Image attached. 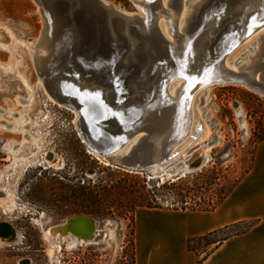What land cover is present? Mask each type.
Wrapping results in <instances>:
<instances>
[{"label": "rangeland", "instance_id": "374dc122", "mask_svg": "<svg viewBox=\"0 0 264 264\" xmlns=\"http://www.w3.org/2000/svg\"><path fill=\"white\" fill-rule=\"evenodd\" d=\"M107 1L145 15L133 0ZM43 26L34 0H0V107L10 121L26 110L30 120L25 129L38 137L21 142L24 152L26 147L35 154L31 160H42L47 150L56 154V161L46 162L50 168L44 171L37 165L28 168L30 158L25 152L26 159L0 178V187L15 197L13 208L9 199H0V222H10L17 231L16 241H0V264H135L139 209H212L251 170L264 141V94L241 84L212 87L203 108L205 130L197 142L154 169L138 173L119 169L91 151L81 134L79 112L53 102L46 93L35 65ZM20 99L30 102L23 105ZM5 130L0 124V137H22ZM7 144L5 149L12 156ZM0 157H6L1 147ZM198 159L204 160L203 165L187 173L186 165ZM3 163L0 160V172ZM15 172L17 179L8 183L6 178ZM77 214L96 220L98 231L93 239L75 241L60 233L46 236L50 226ZM245 227L238 226L234 232ZM206 251L199 247L200 253Z\"/></svg>", "mask_w": 264, "mask_h": 264}, {"label": "water", "instance_id": "95a60500", "mask_svg": "<svg viewBox=\"0 0 264 264\" xmlns=\"http://www.w3.org/2000/svg\"><path fill=\"white\" fill-rule=\"evenodd\" d=\"M34 1L43 18L39 41L46 50L35 56L39 75L58 102L79 112L81 134L91 151L119 169L148 171L179 155L173 151L187 127L168 87L180 78L214 86L241 84L264 94V38L253 65L239 66L234 60L239 66L234 68L226 62L264 25V0H203L183 34L176 29L182 0L167 6L163 0H133L145 15L107 0ZM163 17L171 22L174 41L162 31ZM69 221L81 238L95 231L91 216ZM10 227L1 222L2 235H9Z\"/></svg>", "mask_w": 264, "mask_h": 264}, {"label": "crops", "instance_id": "0c3cea01", "mask_svg": "<svg viewBox=\"0 0 264 264\" xmlns=\"http://www.w3.org/2000/svg\"><path fill=\"white\" fill-rule=\"evenodd\" d=\"M134 244L135 264H264V141L251 170L216 209H139Z\"/></svg>", "mask_w": 264, "mask_h": 264}, {"label": "bare ground", "instance_id": "6f19581e", "mask_svg": "<svg viewBox=\"0 0 264 264\" xmlns=\"http://www.w3.org/2000/svg\"><path fill=\"white\" fill-rule=\"evenodd\" d=\"M169 1L170 0H163L164 6H167ZM202 2H203V0H194L193 2H191V0H182L181 13L178 16L177 23H176V27H177L176 29L179 33H181V34L184 33V30L187 27L188 20H189L190 16L194 13V11L197 9V7ZM189 8H190V11H189ZM124 11H126V10H124ZM129 13H131V12H129ZM250 13L248 14V16H246V20L248 23H251L253 21V17H254ZM131 14H135V13H131ZM160 25H161L162 31L164 32L165 36L168 39L174 41L175 38H174V33H173V29H172V25H171L170 20L163 17L160 20ZM263 38H264V25L260 26L256 30H254L251 34L248 35V37L243 42L240 43V45H238V47L227 58V60H226L227 64L230 67H234V68L239 67V66L249 67V66L253 65L258 60L259 55L262 51ZM37 45H38L37 46V53H42V54L46 53V50L44 49V47L42 45H40V41H38ZM234 60H238L240 65L236 66L234 64ZM40 81H41V83H43V85L45 84L44 79L42 77H40ZM45 86L46 85H44V87ZM212 87H214V85H212L211 83H202V80H200V79H196V80L192 79V80L188 81L184 78H180L178 81L169 85L168 93L171 96L172 101L175 103V106H176L175 111L177 113H179V117L182 118V120L185 124V127H187L186 136L183 138V140L180 142V144L176 147V149L173 151V153L176 151H180V153H179V155H180L185 149H187L193 143L197 142L200 139L201 135L203 134V132L205 130L204 124L202 123V118L204 115L203 108H204V104H206L211 97L210 93H211ZM201 89L204 91V93H202V94L198 93L199 90H201ZM45 90L53 102L58 103L59 105L69 109L68 106L58 102L50 94L47 87H45ZM187 95H188V104L184 105L187 103V98L185 99V97H187ZM20 102L23 105H27L30 101L25 100V99H20ZM5 112H6V110L4 108L0 107V124L4 128H6L7 130H10V131H13V132H24V135H25L24 139L26 141H30V138H32L34 140L38 139V137L36 135L28 134L27 130L25 129L26 123L30 120L29 116L27 115L26 110L19 111V113H18L19 115L15 117L16 118L15 121H10V120L6 119L4 117ZM7 112L10 113L11 115H14V116L16 114V113L10 112V111H7ZM200 126L202 127L201 131L199 130ZM192 136H197V140L195 142L193 141ZM23 143H21L20 146H17V143L11 142V141H10V143L7 144V148L9 149V151L12 154V159H11L12 163L9 166H5L2 169V171L0 172V178H3L7 175H10L11 171L18 164L19 160L26 159L27 156L24 152ZM55 156H56V154L53 151H51V162L56 161ZM98 156H100V155H98ZM171 159H173V158H171ZM52 160H54V161H52ZM169 161H167V162H169ZM201 161H202L201 163L204 162L203 159H201ZM193 164L194 163L187 164L186 165V171L191 170ZM159 166H161V165H159ZM184 175H186V174H183L182 176H184ZM0 199L1 200L9 199V208H13L15 205L14 195L10 194L6 190H3L1 187H0ZM81 215L89 216V215H85V214H77V215H73L71 217L81 216ZM71 217H69L68 220L66 222H64L63 224L50 226L46 230V236L51 237L55 233H60L64 237L71 235L75 241H85V242L94 238L96 232L98 231L97 222H96L95 231L92 234V236H90L88 238H81V237L75 235L73 233V231L71 230L70 221H69V219ZM1 222L9 224L11 226L10 227L11 232H9V235L4 236V235H2V230L0 229V241L1 242L16 241L17 240V231H16V228L13 226V224H11L8 221H1ZM81 227L83 228V226H81ZM3 228H5L7 230L9 229L6 226ZM109 230L111 231V233L114 232L112 228H110ZM21 264H25V262H22Z\"/></svg>", "mask_w": 264, "mask_h": 264}, {"label": "flooded vegetation", "instance_id": "af4514ba", "mask_svg": "<svg viewBox=\"0 0 264 264\" xmlns=\"http://www.w3.org/2000/svg\"><path fill=\"white\" fill-rule=\"evenodd\" d=\"M5 132H12V131L5 130ZM14 133H17V132H14ZM19 134H21V136H22L21 139H19V140L15 139V138H7L6 136L0 137V147H1V150H2L3 154L6 155V157H0V160L4 162L2 164V168L5 167V166H9L12 163V161H11L12 156L10 155L8 150L5 149V145L9 141H15L17 143V146H20V143L24 139V137H23L24 135L21 132H19ZM37 148H38V146H37ZM25 152L29 155V158H30L29 161H27L28 162V165H27L28 168H32L34 165H37L39 168H42L44 171H48L49 170L50 166H47L46 162H49V165L51 164V150H48L45 154H43V156H41L42 160L38 159V161H35V162H34V160H31V159H34L35 154H32V151H28L26 149V147H25ZM17 173L18 172L13 173V175L10 178L7 177L6 178L7 182L9 183L10 180L13 181L14 179H17L16 178Z\"/></svg>", "mask_w": 264, "mask_h": 264}, {"label": "trees", "instance_id": "16d2710c", "mask_svg": "<svg viewBox=\"0 0 264 264\" xmlns=\"http://www.w3.org/2000/svg\"><path fill=\"white\" fill-rule=\"evenodd\" d=\"M184 176H185V175H184ZM186 177H190V176H187V175H186ZM240 181H241V180H240ZM240 181H239V182H240ZM235 187H236V186H235ZM229 195H230V194H229ZM229 195H228V196H229ZM228 196H227V197H228ZM227 197H226V198H227ZM226 198H225V199H226ZM225 199H224V200H225ZM224 200H223V201H224ZM223 201H222V202H223ZM222 202H221V203H222ZM221 203H220V204H221ZM220 204H219V205H220ZM219 205H218V206H219ZM218 206L216 205L214 208L212 207V209H207V210H214V209H216ZM147 207H161V206H147ZM178 209H179V208H178ZM181 209H184V210H185V209H187V208H181ZM190 210H204V209H190ZM237 227H238V226H237ZM207 255H208V254H206V255H205L204 257H202V258L199 257L198 261H199V262H202V261L207 257ZM199 256H200V255H199Z\"/></svg>", "mask_w": 264, "mask_h": 264}, {"label": "snow or ice", "instance_id": "6c2138e0", "mask_svg": "<svg viewBox=\"0 0 264 264\" xmlns=\"http://www.w3.org/2000/svg\"><path fill=\"white\" fill-rule=\"evenodd\" d=\"M97 95H99V94H97Z\"/></svg>", "mask_w": 264, "mask_h": 264}]
</instances>
